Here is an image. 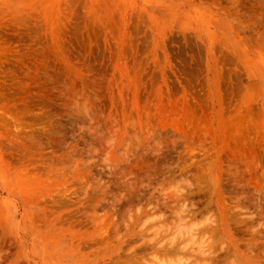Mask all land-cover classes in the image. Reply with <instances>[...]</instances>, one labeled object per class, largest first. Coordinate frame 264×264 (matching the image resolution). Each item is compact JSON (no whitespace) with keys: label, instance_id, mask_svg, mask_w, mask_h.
Instances as JSON below:
<instances>
[{"label":"rangeland","instance_id":"1","mask_svg":"<svg viewBox=\"0 0 264 264\" xmlns=\"http://www.w3.org/2000/svg\"><path fill=\"white\" fill-rule=\"evenodd\" d=\"M0 264H264V0H0Z\"/></svg>","mask_w":264,"mask_h":264}]
</instances>
